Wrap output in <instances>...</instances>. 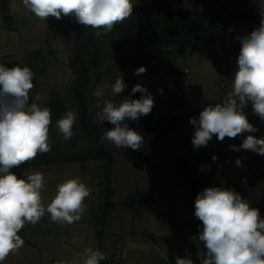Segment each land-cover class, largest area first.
Here are the masks:
<instances>
[{"label": "rangeland", "instance_id": "1", "mask_svg": "<svg viewBox=\"0 0 264 264\" xmlns=\"http://www.w3.org/2000/svg\"><path fill=\"white\" fill-rule=\"evenodd\" d=\"M172 2L177 6H197L202 10L210 9L211 13L207 17V21H216L220 25H223L228 19L224 14L225 7L229 12L234 11L238 14L240 11L237 0H172ZM131 3L147 5L154 7V11L156 10V0H131ZM76 23L74 16H63L58 20L57 25L54 24L51 27L47 25L45 33L34 38V43L28 44L25 49L26 66L33 73L34 87L30 90V99H34L36 94H40L43 100L38 103L47 107L52 95L58 94L65 107L63 115L69 110H74L77 113L73 126L74 135L68 140L64 139L56 127V122L63 115H59L56 119L51 118L50 144L68 153L91 149L95 144L82 126L85 116L90 114L92 130L101 138L106 130L113 127L107 121L103 122L97 117V113L102 111L104 99H111L119 105L125 98L140 99L142 95L149 93L154 100L151 113L140 117L139 120L125 122L129 123V127L135 131L137 128L134 129L133 126H140L143 121H148L142 126L143 129L149 126L160 129L168 126L171 121L175 122L176 128L173 131L159 134L152 143L143 144L138 151H133L131 148L120 149L108 141L101 142L99 139L97 143L103 144L104 148L112 154L111 172L106 169L107 159H89L84 163L42 165H35L31 160L19 167H13L11 171L18 178L27 177L35 172L43 174L45 188L41 192V198L45 207L55 196L57 186L68 179L79 178L91 189L90 195L84 201L87 211L79 221L64 225L56 223L55 225L46 212V216L44 215L46 221L42 217L35 226L25 224L21 230L24 240H33L32 233L35 231H49L48 234H50L49 228L54 225L58 232V239L61 240L68 238L72 232L83 227L82 225L88 226L89 241H91L89 247H94L95 242H98L100 248L104 244L102 251L106 256L104 262L113 264L115 260L112 259V252L109 251L110 244L125 243L128 237L125 229L139 228L143 218L137 214L139 207L133 204H141L144 200L148 203L153 202V206H157L159 209V213L152 215V218H156L152 223L157 227L164 224L161 215L162 212H166L168 223L179 225L182 220L187 221L190 231L192 232V229L196 228L199 234L201 224L194 226L198 223L189 221L192 215L190 193L195 177L202 180L206 188L221 187L234 190L251 207L259 209L258 197L262 193L257 192L256 198H252L247 193L250 182L259 187H249L252 191L262 189L264 192V156L245 150V155L240 158L242 166H237L235 161L239 157L233 159L234 156L229 152L228 158H232V161L228 168L223 170L218 168L212 159L219 147V140L215 135L206 147L194 148L192 144V136L196 128L189 122L190 119L195 117L198 120L200 112L208 104H213V106L216 103L222 104L225 90L229 92V82L237 72V70L227 67L224 60L225 52L220 43L217 42L209 52L205 49L202 41L193 42L182 54L180 62L178 60L177 64L182 66L180 72L179 66H173L172 59H166V56L161 57L149 52L146 55V59L149 61L146 73L134 75L138 69L135 64L137 49L132 40L117 34L96 38L94 40L96 41V50L100 52L101 60L96 67L91 68L90 79L84 89L88 110L85 111V109H81L74 94L75 73L70 65L74 57ZM244 26L242 25V28ZM221 31L225 32L223 28ZM233 36H228L231 42L236 41ZM120 77L127 86L121 94L113 96L110 86ZM105 84L109 87L104 90V96L95 97L94 90ZM137 84L147 88L148 92L133 94L131 90ZM243 160L247 162V165ZM250 165V172L244 170L246 166ZM260 182L261 184H259ZM246 187L247 189H244ZM262 196L264 197V194ZM148 203L146 211L142 208L140 210L148 212L147 206L152 205ZM260 203H264V199ZM149 213L153 214L151 211ZM259 214L261 216L260 212ZM129 216L130 218L139 217V220L130 224L126 221ZM49 222L51 226L48 225ZM115 227L123 228L124 236L117 237ZM101 229L102 235H99L98 230ZM195 240L200 243L198 237ZM93 244L94 246H92ZM73 248L77 251L73 250L71 253L64 254L60 256L59 260L67 261L70 264L73 258H77L78 254L84 251L80 249H86L88 246L73 245ZM118 254L116 252L115 256ZM52 256L53 252L51 251L49 254L41 252V257L37 253L25 250L14 254L15 260L25 261V264H49ZM129 256L132 258V254ZM138 256L139 253H136L135 259H138ZM126 259L123 256L122 261ZM9 261V264H16Z\"/></svg>", "mask_w": 264, "mask_h": 264}, {"label": "clouds", "instance_id": "2", "mask_svg": "<svg viewBox=\"0 0 264 264\" xmlns=\"http://www.w3.org/2000/svg\"><path fill=\"white\" fill-rule=\"evenodd\" d=\"M22 4L39 20L74 16L80 25L96 29L93 33L96 37L107 35L117 23L133 14L131 0H22ZM259 6V27L248 35L236 37L241 48L233 91L227 94L222 104H208L198 120L193 117L189 121L196 128L192 136L194 148L206 147L213 135L223 141L225 137L257 132L243 111L249 102L253 112L264 121V0H260ZM20 65L8 68L0 63V264L24 246L25 242L18 233L25 224L35 226L46 212L51 222L61 225L75 223L87 211L84 201L91 192L79 178L68 179L57 186L55 196L45 207L41 198L45 188L43 174L35 172L18 178L11 171L13 167L35 159L38 153L51 151V111L38 103L43 100L40 94L30 99V90L34 87L33 73L29 67ZM146 71V67L141 66L134 75ZM126 86L122 77L118 78L110 86L112 95L121 94ZM108 87L107 84L97 87L94 96L103 97ZM131 91L133 94L148 92L140 84ZM153 106L150 93L140 99L125 98L119 105L111 99H104L97 117L113 127L103 133L101 142L108 141L117 148L138 151L143 145V136L125 121L139 120L150 114ZM76 117L77 113L69 110L56 122L65 140L74 135ZM230 147L264 156V138L253 135L247 136L239 148ZM212 159L215 161L217 157L213 155ZM236 164L242 166L241 160L237 159ZM194 214L203 225L198 235L207 250L205 257L199 256L202 264H264V219L260 218L259 210L251 207L239 193L221 187L206 188L196 196ZM105 259L102 251L88 247L70 264H100ZM54 264L69 262L59 260ZM175 264H193V261L177 257Z\"/></svg>", "mask_w": 264, "mask_h": 264}, {"label": "trees", "instance_id": "3", "mask_svg": "<svg viewBox=\"0 0 264 264\" xmlns=\"http://www.w3.org/2000/svg\"><path fill=\"white\" fill-rule=\"evenodd\" d=\"M150 7L147 5H133V14L122 23H117L111 32L107 35H101L100 37H109L113 34L122 36L125 39H130L134 42L137 49V58L135 64L137 67L148 65V59L146 55L149 52L166 59H172L174 61L173 66H179V72L181 71L178 60L182 59V54L185 50L190 47L195 41H202L206 50L211 52L213 46L219 42L225 52V61L228 62L236 50H240L241 44L237 39L232 45L226 44V39L231 31H229V25H220L216 21L208 22L207 17L210 15V9L202 10L199 7L191 6H177L174 5L172 0H156V7ZM225 32H222L221 29ZM97 31L91 27H85L76 23V30L74 35V57L71 60V67L75 73V79L73 82V89L76 100L79 102L81 109L87 110L86 106V92L84 91L86 84L89 82V75L91 68L97 66L101 60V54L96 50V37L94 32ZM102 31V30H101ZM251 32L247 29L241 36L248 35ZM173 48V49H172ZM175 48H178L175 50ZM177 52V53H176ZM174 53V55H173ZM176 53V54H175ZM172 54V56H171ZM51 111V118H58L59 115H63L65 107L63 101L58 94H53L52 98L47 105ZM249 112L255 119L262 121L252 109V104L249 102L245 107L244 111ZM87 113V112H86ZM89 113V112H88ZM83 121V128L86 130L91 139H93V147L89 150L74 151L72 153L65 152L55 145H51V151L45 154L38 153L32 163L35 165L42 164H66L71 162H86L89 159H107L106 169L111 172V161L112 154L106 150L104 145L98 144L100 137L92 130L90 125V114L85 116ZM143 123V124H142ZM141 125H134L133 128H137V132L143 136V144L152 143L153 139L159 134H164L168 131H173L176 128L174 121L163 128H157L154 126L146 127L143 129V125L148 123L143 121ZM142 128V129H140ZM246 138L245 135L240 134L235 138L225 137L223 141H219V147L216 151L217 159L214 164L220 169H227L231 164L232 158H228L229 152L232 153L234 158H241L245 149L239 151L233 150L232 145L237 148L242 144ZM109 172V173H110ZM110 181V180H109ZM206 186L203 181L194 178L193 187L190 193V209L192 215L190 222L201 224L200 232L203 229L202 222L195 216V199L197 194L201 193ZM248 194L252 198H256V191H252L248 187ZM104 217V216H103ZM103 220V218H102ZM195 228V227H192ZM99 235H102V229L98 230ZM193 237H198V232L192 229L191 232ZM101 241V240H100ZM205 253V249L202 242L199 243ZM105 260L101 261L100 264H106Z\"/></svg>", "mask_w": 264, "mask_h": 264}, {"label": "crops", "instance_id": "4", "mask_svg": "<svg viewBox=\"0 0 264 264\" xmlns=\"http://www.w3.org/2000/svg\"><path fill=\"white\" fill-rule=\"evenodd\" d=\"M237 2L240 7V11H238V14L234 11L229 12L228 8L226 7L224 9L225 17H228L227 21H225L224 24L229 25V27L232 29L229 35H234L233 37L235 38V40H237V36H241L242 34H244L247 29L252 32L255 28H258L260 23V0H237ZM57 22L58 20L54 17H49L47 21L39 20L37 17H35L34 14H32L23 6L22 0H0V63L4 64V66L8 68L20 65V62V66H26V46L28 44L34 43V38H36L37 36H39L40 34H44L47 25L51 27L54 26V24L57 25ZM242 25H245L244 28H242ZM53 35L55 34L53 33ZM227 39L226 44H233L232 42L234 41L231 42L230 39ZM239 53L240 50H236L230 60L228 62L225 61L229 69L238 70ZM180 67L182 68V66ZM228 88L229 92L233 91V79L229 82ZM229 92L225 90V97ZM244 113H247L246 116L248 121L254 127H256L258 131L254 133L245 132L243 133V135H245L246 137L249 135H253L257 138H264V126L262 125V123L255 119L253 115L246 110L244 111ZM244 153L245 150L243 152V156L245 155ZM243 156L241 158H243ZM243 162H245V165H247V162L245 160H243ZM244 170L250 172L251 165L246 166ZM259 184H261V182ZM248 185V187H258V185L253 182L248 183ZM239 187L241 186L239 185ZM244 189H247V187ZM257 192L262 193L259 194L260 197H258V203L260 205L258 210L261 213L260 218L264 219V203H260V201L264 199V197L262 196L264 192L262 189H257L256 193ZM147 203L148 202L144 200V202L141 204H133L139 207L137 214L139 215V217L143 218L139 228L135 229V227H132L131 229H125L127 230L126 234L128 236L125 243L118 242L116 244H110L111 247L109 251H111L113 254H111L112 259L115 260L113 264H175V260L177 257L190 258L193 261V264H202L199 256L205 257L206 253L199 242L193 239L191 231L187 227V221L182 220L179 225L175 223H168V214H166V212H162L161 217L164 220V224H162L160 227H157L152 223V221L156 219L152 218V215H156V213H159L158 207L153 206V202L148 203L152 205L147 206V211L149 209V211H151L153 214H148L149 211L145 213L140 210L142 208L144 211H146ZM45 216H43L44 220L46 219ZM139 217L137 218L135 216L134 218H130L129 216L128 218H125L126 221L131 224L133 222H137L139 220ZM48 225H50V222ZM55 225L54 227L50 225V234H48L49 231L43 230L35 231L34 233H32V235H34L33 240H24V234L20 231L18 235L22 237L25 243L21 250H18L17 252L23 250L32 251L33 253H37V255L41 257V252L49 254V251H51L53 252V256L49 264H54L55 261L59 260L60 256L76 250L73 248V245H83L88 247L90 246L89 244L91 241H89L90 236L88 234V226L82 225L83 227L79 228L75 232H72L71 235L68 236V238H64L61 240L58 239V232L55 229ZM115 228L117 230V237L124 236L123 228ZM97 243H94L96 247L94 246V244L92 246L100 251H103L104 244L103 247L100 248V246H98L99 244ZM107 246H109L108 243ZM116 252L119 253L117 256H115ZM15 253L10 254L3 262V264H9V260L16 264H25L24 260V262L19 259L15 260ZM136 253H139L138 259H135ZM130 254H132V258L131 256H129ZM123 256L128 260L126 259L125 261H122ZM17 257L19 258V255Z\"/></svg>", "mask_w": 264, "mask_h": 264}]
</instances>
